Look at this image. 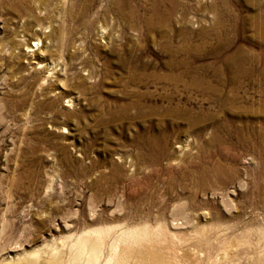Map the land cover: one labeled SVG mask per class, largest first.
Wrapping results in <instances>:
<instances>
[{
	"label": "rangeland",
	"instance_id": "rangeland-1",
	"mask_svg": "<svg viewBox=\"0 0 264 264\" xmlns=\"http://www.w3.org/2000/svg\"><path fill=\"white\" fill-rule=\"evenodd\" d=\"M260 1L0 0V262L94 227L147 226L146 264H264V89L208 77L174 90L159 46L169 33L193 69L220 66L253 47ZM64 25L67 42L50 40ZM131 62L162 76L156 110L111 120ZM93 66L100 81L82 82Z\"/></svg>",
	"mask_w": 264,
	"mask_h": 264
},
{
	"label": "bare ground",
	"instance_id": "bare-ground-1",
	"mask_svg": "<svg viewBox=\"0 0 264 264\" xmlns=\"http://www.w3.org/2000/svg\"><path fill=\"white\" fill-rule=\"evenodd\" d=\"M48 2H49V0H40V4L44 5V7H46L45 5H48ZM261 5H263V4H261ZM226 6H228V5H226ZM226 6H224V7L226 8ZM81 10L82 11L80 13L82 15H80V16H83L84 13H86L88 11L87 8H81ZM261 11H262V9H261ZM249 21H250V26H251L250 28H252V30L254 32L253 43H252L253 47L250 50L247 49L248 51H246L242 47L237 48L234 52H232L231 54L226 56L224 59L222 58L223 59L222 65H220V66H214L213 64H205L204 63V65L197 66L195 69H193L191 66V53H193V52H191V50L187 46H184V45H182V46L179 45L181 47L174 48L173 42L176 39L174 40L173 36H171V34H169V33H162L161 38L163 39L164 42L162 43L160 41L159 46H160V49H162V51L167 53L168 58H169V59H166V61L163 60L164 61L163 62L164 67L167 68V71H168L163 76V78L165 79L164 83H166V84L168 83L169 84L168 87H170L174 90H179L178 87L181 84L184 85L185 89H190L192 87H194V88L199 87L202 84L209 82L207 84V86L210 87L211 81L209 80L208 77H211V78H214L215 80H217L219 82V84L223 83L226 80H230L231 82L235 83V85H236L235 88L238 90L242 89L243 86H245L247 84H252L253 86L254 85L260 86V87H262V89H264V13L251 15ZM244 22H245V20H244ZM65 25H64V27L57 29V31L54 34L52 33L53 35H51V36H49L50 34L45 35L42 32H39V33L37 32V34H35L33 40L37 41V43H39L40 37L43 36V37H45V39H47L49 36V37H51L50 40L59 41V42H61V45H62L65 42H67L68 35L71 33L70 28L65 26ZM225 26H226V24H225ZM99 30L101 31L102 34L104 33V31H103L104 29L102 26L100 27ZM226 32H227V30H226ZM181 36L185 38L184 33L181 34ZM218 36L221 37L222 34L219 33ZM180 39H183V38H180ZM82 40L83 39L79 38L78 40H73V42H74V44H78L80 46L82 44ZM139 46H141V45H139ZM124 50H126V49H124ZM157 50H158V48H157ZM115 52H117V51H115ZM212 52L214 53V51H212ZM125 53H127V52H125ZM128 55H129V53H128ZM198 56H201V55H198ZM143 57H144V55H143ZM121 58H120V60L122 63L127 60V59L123 60V58L122 59ZM41 62L42 61H39V63H41ZM117 62H119V59ZM145 62H143V63L131 62V64H130L131 66H130V70H129V76L127 75L128 78L125 80V82L123 81L125 88L127 89L126 91L129 93L127 94V96L122 94V97L125 99H128V100L124 101V102L121 101L122 103L116 102L117 103L116 106L119 107V109L117 110L119 115L114 114L113 111H110V119L111 120L118 119V118H129V119H134L136 117L142 118L145 116V113H146V112H144L145 108L146 109L148 108L150 110V112H153L156 110V108H155L156 107V105H155L156 101H154L155 97H154V94L152 93V91L149 90V87H150V85H154V83H156L157 80H161L162 76H160V77L159 76H155V77L152 76V78H151L150 75L147 73L148 65L145 64ZM63 63L65 65H67L68 62L66 63V61H65ZM154 63H153L154 66H152V65L151 66L156 69V67L158 66V62H154ZM126 64L127 63H125V66H126ZM56 65H58V64H56ZM56 65H53V67L50 70L55 69ZM100 70L101 69L99 67L93 66L92 68H90L89 72L87 73L88 77H83L82 82H84L85 80H87V78H90V77H94L95 80L98 81L99 77L101 76ZM107 71H109V70H107ZM107 74H109V72ZM227 76H228V78L226 79ZM111 81L112 80H110L109 82H111ZM121 84L123 85V83L120 82V85ZM100 85H102V84H100ZM231 85H234V84H231ZM96 86H98V85H96ZM207 86H205V87H207ZM212 86H213V84L211 85V87ZM120 87H122V86H120ZM141 87H143L145 90L142 91ZM168 97H169L168 95H164L165 99H168ZM222 101L224 102V100H222ZM104 106H105V104H104ZM169 109H171V108H169ZM173 109H175V108H173ZM131 111H133V113ZM171 111H174V110H171ZM170 113H172V112H170ZM156 137H157L156 135H152L148 139H146V142L149 145L155 144V142L157 140ZM152 232L148 229L147 226H135L132 228H120V227H116V226L115 227H113V226L112 227L111 226L94 227L91 229H87V230H85L79 234H74V235L62 237V238H60V240L53 239L51 241H47V242L45 241V243L42 246H39V247L37 246L36 248H34L32 250L24 251V252L19 253L17 255H11V256L4 257L1 260L0 264H146L145 263V256H144L145 255L144 254V243L147 241H150L151 237H153L152 234H154V233H152ZM156 238H157V236H156Z\"/></svg>",
	"mask_w": 264,
	"mask_h": 264
}]
</instances>
